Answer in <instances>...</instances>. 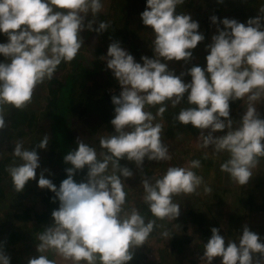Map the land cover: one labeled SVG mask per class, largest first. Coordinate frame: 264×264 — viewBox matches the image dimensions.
<instances>
[{
  "label": "clouds",
  "instance_id": "1",
  "mask_svg": "<svg viewBox=\"0 0 264 264\" xmlns=\"http://www.w3.org/2000/svg\"><path fill=\"white\" fill-rule=\"evenodd\" d=\"M184 2L146 0L139 16L154 34L152 57L142 55V63L137 62L119 41H112L101 56L120 86L119 94L111 96L114 134L99 138L102 158L95 147L78 139L76 148L63 157L72 167L65 169L67 177L58 188L41 173L37 186L53 192L59 207L51 212V225L36 237V252L41 254L29 258L27 264H56L43 254L48 252L72 264H127L154 228L163 227L157 220L172 222L180 216V205L173 197L190 196L201 186L206 194L212 192L194 171L201 167L200 161L191 160L187 166L168 167L159 177L141 179L142 199L154 219L146 222L136 208L126 210L125 179L133 172L120 160L142 168L145 158L171 159L162 140V121L169 106L187 105L179 107L174 121L198 130V148L211 145L214 153L228 154L220 170L233 182L244 186L253 177L252 170L264 158V117L256 107L264 101V6L246 22L210 16L217 27L205 45L204 67L194 64L176 74L167 62L187 64L193 58L192 50L205 39L198 21L176 11ZM103 7L102 0H0V34L7 37V42L0 43V56L4 57L0 61V129L6 127L5 105L23 110L32 102L34 90L52 80L62 62L76 58L84 45L83 30L97 34L108 30L107 22L101 21L95 28L94 19L85 22ZM185 75L191 79L185 81ZM237 100L245 101V107L234 120L230 101ZM216 132L224 134L214 136ZM48 143L47 134L32 150L25 148L23 141L15 142L12 155L20 163L6 170L16 192L36 179L39 156L35 149H47ZM85 167L86 181L77 183L73 176ZM210 231L203 245L206 264L216 257L221 258V264H264V241L246 224L238 243L231 240L225 245L217 227ZM161 235L171 237L168 230ZM0 264H10L2 248Z\"/></svg>",
  "mask_w": 264,
  "mask_h": 264
},
{
  "label": "trees",
  "instance_id": "2",
  "mask_svg": "<svg viewBox=\"0 0 264 264\" xmlns=\"http://www.w3.org/2000/svg\"><path fill=\"white\" fill-rule=\"evenodd\" d=\"M102 3L104 5L102 11L95 17L89 15L85 22L88 19H94L96 23L93 24V28L97 27L101 21L107 22L110 25L108 30L97 34L94 31L85 29L80 33L83 40L87 38L90 32L100 37L102 44L95 49L98 52H105L112 41H119L122 48L132 54L137 62H141L139 50L143 48L145 37V40L149 41L150 39L147 36L152 33L151 38L152 40L154 39V34L150 27L143 25L142 22L140 23L139 26L143 27L146 32L141 37L139 35L141 30L136 25L139 23V14L145 9L146 0H102ZM262 6H264V0H222V2H218V0H185L183 5H178L176 11L190 14L193 20L198 21V30L205 37L192 50L193 58L187 64H184L185 66L182 65L184 69H181V71H186L189 66L194 64L204 67V57L207 54L205 45L211 42V36L216 32L217 27V25H213L210 22V16L215 15L218 19L225 17L235 18L239 22H246L249 17L256 16L259 7ZM220 27L223 28V25H220ZM136 34H138V37L132 40L131 37H135ZM4 42H7V37L4 34H0V43ZM83 48L84 45L73 61L70 63L62 62L59 65L52 80L45 81L34 90L32 102L26 108L19 110L9 105L4 106L6 127L0 129V145H3V147L0 146V200H5L9 204L12 202L14 205L10 204L11 206L9 205L7 211L0 210V248L10 257V264H27L28 259L33 257L30 255V250L32 249L35 252L36 245L39 243L36 239L37 235L45 227L51 225V212L59 207V201H54L53 199V192L47 188L42 189L37 186V180L40 178L41 173L58 188L60 182L67 177L65 169L72 167L71 164L63 161V157L70 150L76 148L78 139L88 143L89 146L95 147L98 158H102L101 153L104 150L98 151L97 149L99 138L109 135L106 132V127L102 125L105 124L107 129H109L110 120L114 116V105L111 103V96L118 95L120 89L106 90L105 87L102 89L103 85H112L113 82L108 71L104 70L106 61H101L100 57H93L94 61L88 60L94 66L92 65V68H88V61L82 56ZM3 60L4 57L0 56V61ZM177 62L179 65L184 63L183 61ZM103 75L105 76L104 79L102 78ZM185 106L187 105L182 104L177 108L169 106L165 114L168 121L165 133L171 135L172 133L183 132L190 136L198 134L197 129L190 125H181L173 119L174 114L179 111V107ZM256 106H262L260 111L264 113V101ZM244 107V101H230V116L234 120H238L244 111ZM149 110H152V108ZM44 123L46 127L42 125ZM44 134L49 136V143L47 149H35L39 156L36 179L29 180L24 190L18 193L14 190L11 178L6 170L8 166L20 163L19 158L12 155V147L17 140H20L23 141L25 148L32 150ZM223 134V132H216L214 136ZM167 146L171 155L168 164H166V161L144 160L142 168H137L134 162L120 160L122 166L128 167L133 172L131 178L125 179V191L127 193L125 208L129 211L132 208H136L145 217L146 222L148 219H154V217L148 210L147 205L144 204L143 199H139V193H143L140 183L141 179L159 177L170 166H187L189 163L188 160V162H185L186 158L178 159L177 155L180 154L177 148L174 149L169 144ZM192 148L199 149L195 144ZM196 152L203 153L202 151ZM195 160H199L201 163V176L204 180L206 182L215 181V174L210 171L217 168L216 157L211 154L204 156L203 153L200 159L195 158ZM163 162H165V165ZM256 168L257 172L253 173L251 181L264 187V159ZM209 172L211 174L207 176L206 174ZM86 174L87 167L76 171L73 179L77 183L86 181ZM136 184L137 187L141 186V190L135 192L138 194L137 198H135L136 195L133 193V190L136 189ZM260 195L261 197L256 200V203L250 205V208H254L256 212L254 215L258 216V218H255L257 223H264V194L261 193ZM27 197L36 199L35 203L39 205V208L36 207L38 205L21 203ZM239 201L240 196L237 195L233 204L238 206ZM254 201L253 199L252 202ZM252 202L248 200L249 204ZM22 204L24 206H21ZM240 207L233 212H228L227 217L230 223H245L243 222L244 220L249 222L248 217L253 214L248 213L245 215L244 211L240 212ZM195 211V208L190 207L185 208L183 213H187V215L192 217ZM240 216L243 219L242 221L237 220ZM30 220L32 222L27 224L26 222ZM253 232L258 233L261 240L264 241V227L260 230L255 229ZM189 241L190 237L188 234H181L179 237L172 238L170 247L174 250H182ZM33 243L36 244L32 245ZM15 253H18V256H15ZM133 256V259L127 264H133L138 259L141 260V257H145L142 254L141 256L138 254ZM47 257L50 260H55L56 264H72L71 261H63L57 255L51 256V254H48ZM81 264H86V262H81ZM149 264H162V260L152 259ZM174 264L183 263L180 259Z\"/></svg>",
  "mask_w": 264,
  "mask_h": 264
},
{
  "label": "rangeland",
  "instance_id": "3",
  "mask_svg": "<svg viewBox=\"0 0 264 264\" xmlns=\"http://www.w3.org/2000/svg\"><path fill=\"white\" fill-rule=\"evenodd\" d=\"M134 16L136 15L134 14ZM138 22L139 23H137L136 25H138L137 26L139 27L138 29L141 30L139 35L143 37V35H145L146 32L144 31L143 27L139 26L140 23L142 22L141 19H138ZM151 34L150 36H147L150 39L149 41L145 40L146 39L145 37L144 43L142 45L143 48L139 50L140 56L142 55L148 56V57L153 56V53L151 50V44H152ZM137 37H138V34H136L135 37L132 36L131 38L132 40H134ZM84 40L85 42H84V48L82 51V56H84L86 61H88L87 67L92 68V65L94 66V64H92L91 61H89L88 59H91L92 61H94L93 57L101 58V56L106 55L107 50L105 52L103 51L98 52L95 50L98 46L102 44V39L98 37L97 35H94L93 32H90L87 38ZM101 61L105 62V60H102V58H101ZM167 63H168L169 68L176 69L175 70L176 74H179L181 72V69H184L182 65H184L185 63L181 65H179L177 61H169ZM104 70L108 71L110 77L113 79V82H112V85H108V86L103 85L102 89L103 87H105L106 90H109V89L111 90V89H116V88L120 89L119 84L113 77L112 71L110 69H107L106 65L104 67ZM102 78L104 79L105 76L103 75ZM183 79L185 81H188L191 78L184 76ZM256 107L260 115L264 117V113L260 111L262 106H259V107L256 106ZM155 110H156L155 108H152V110L150 111L155 113ZM165 114H164V118L162 121V123L164 124V133L162 136L163 142L166 145L169 144L174 149L177 148L180 154V155H177L178 159L182 160L183 158H186V160L184 159L185 162H188V161L190 162L191 160H195V158L200 159V156L203 153H204V156L211 154L213 157H216L217 159L216 167L217 168L216 170L210 171L212 174L213 173L215 174V181L206 182L204 180L205 184L211 187L212 189V192L210 194H206L203 190V186H201L197 190V193H194L190 196H184L183 194H181L179 196L173 197L174 202L179 203L180 211L182 210L180 212V216L176 218L175 220H173L172 222H168L166 220L165 221L159 220L157 222V225H163V227L154 228L153 232L150 234L145 245L134 249V254H138L139 256H141L142 254V256H145V257L143 258L141 257V260L138 259V261H135L133 264H149L152 259L162 260V264H171V263L174 264L177 261H180V259L183 264H206V261L202 258L203 245L204 243L207 242L208 238L211 236L210 229L212 227H217L220 230L219 234L225 237V245H227V242L231 240L238 243L239 235L242 233V226L245 224L249 227L250 231H255V229L260 230L264 227V223H257L255 218H258V216L254 215L256 214L254 208H250V205H252L253 203H256V200L261 197L260 194L261 193L264 194V187L258 185L254 181H251L252 178L250 179L249 183L244 186L235 184V182H233L229 178V175L227 173H224L220 170V164L223 163L228 158L227 153L215 154L213 152V148L211 145L208 147V149L199 148L198 150H196L192 148L194 144L196 146L198 144V140H197L198 134L190 136L183 132L172 133L171 135L165 133L166 127H167L166 125H168L167 124L168 121L165 117ZM42 125L46 127L45 123ZM102 126L106 127V130H107L106 132L109 135L114 134L113 132L114 129L112 125L109 126V129H107V126L105 124ZM0 146L3 147L2 144ZM13 148H14V145L12 147V150ZM97 149L98 151H102V148H100V146H98ZM195 150L202 151L203 153L196 152ZM263 159L264 158H261L260 162ZM145 161H149V160L145 158ZM163 164L165 165V162H163ZM166 164H168V161H166ZM201 170H202V166L199 169H194V171L198 175H201ZM109 171H111V165H110ZM252 171L253 173H256L257 168H254ZM210 172L207 173L206 175L208 176L209 174H211ZM135 188L136 189L133 190V193L141 190V186L137 187V184ZM134 195H136L135 198H137L138 194L135 193ZM143 195H144V192L139 193V197H140L139 199L143 198ZM237 195L240 196V201L238 202V206L233 204V201L236 199ZM253 199L255 200L254 202H252ZM248 200L252 203L249 204ZM23 201L24 202H21V203L38 205L35 203L36 199H34L33 197H29V198L27 197V199ZM10 204L14 205L12 202H10ZM10 204L5 200H0V210L7 211ZM21 206H24V204H22ZM239 206H241L240 212L244 211L245 215L248 213H252L253 215L249 217L246 216L248 217L249 222L244 220L243 222L245 223H230L227 217L229 214L228 212L229 211L233 212L237 210V208L239 209ZM36 207L39 208V205ZM190 207L195 208L196 210L192 217L190 215H187V213L185 214L183 213L185 208H190ZM237 220L242 221L243 219L240 216L239 218H237ZM253 221H255V223H253ZM30 222H32V220L27 221L26 223L30 224ZM175 224L178 225L179 227L175 226ZM164 230L169 231L171 235L169 239H166L165 237L161 235V232ZM185 233L188 234L190 237V241L186 245V247L183 248L182 250L172 249V247H170L172 238L179 237L181 236V234H185ZM35 244L33 243L32 245H35ZM30 252H31L30 255L33 257H36L41 254V253H37L36 251L34 252V250L32 249L30 250ZM43 254L44 255L51 254V256L55 255L51 252L43 253ZM14 255L18 256V253H15ZM59 258L61 259V257ZM212 264H221V258L220 257L214 258V260L212 261Z\"/></svg>",
  "mask_w": 264,
  "mask_h": 264
}]
</instances>
